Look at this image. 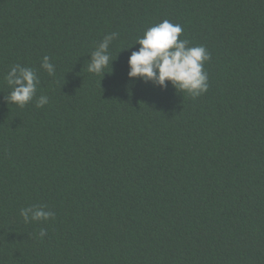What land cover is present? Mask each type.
<instances>
[{
	"label": "trees",
	"instance_id": "1",
	"mask_svg": "<svg viewBox=\"0 0 264 264\" xmlns=\"http://www.w3.org/2000/svg\"><path fill=\"white\" fill-rule=\"evenodd\" d=\"M165 19L210 53L195 99L128 77ZM16 64L40 79L23 108ZM0 264H264V0H0Z\"/></svg>",
	"mask_w": 264,
	"mask_h": 264
},
{
	"label": "clouds",
	"instance_id": "2",
	"mask_svg": "<svg viewBox=\"0 0 264 264\" xmlns=\"http://www.w3.org/2000/svg\"><path fill=\"white\" fill-rule=\"evenodd\" d=\"M182 34V26L167 19L148 28L135 43L140 45L139 49L132 51L128 59L129 79H140L161 89L167 88L170 83L176 90L187 93L193 99L206 93L209 84L204 65L210 60V53L203 45L189 46L187 39L180 38ZM117 36L118 33L115 32L105 35L90 53L91 59L87 67L89 73L102 76L108 73L105 69L114 61L109 48ZM40 67L50 76L55 74V66L48 56L42 58ZM4 79L11 88L5 97L9 104L23 108L36 97L40 79L32 68L16 64ZM48 102L49 98L41 95L36 100V107L42 108ZM20 216L25 223L47 222L55 214L47 209V205L32 204L22 207ZM45 235L46 231L41 229L39 237L43 238Z\"/></svg>",
	"mask_w": 264,
	"mask_h": 264
}]
</instances>
